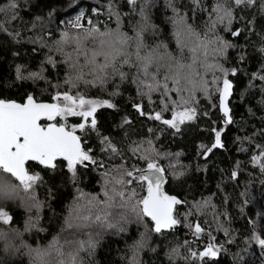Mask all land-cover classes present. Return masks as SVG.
<instances>
[{"label":"trees","instance_id":"trees-1","mask_svg":"<svg viewBox=\"0 0 264 264\" xmlns=\"http://www.w3.org/2000/svg\"><path fill=\"white\" fill-rule=\"evenodd\" d=\"M11 2L0 0V8L6 9L0 12V24L4 26V30H0V99L24 102L28 95H32L40 101H54L53 96L57 92L68 91L63 85L68 68L61 61L55 66L47 62L51 56L45 45L47 43L44 44L34 31L37 18L51 23L46 34L52 41L60 39L61 31L65 29L63 21L73 15L83 14L85 24L87 19H91L102 30L105 26L116 28L115 17L110 19L108 15L109 0H15V9L9 8ZM260 2L257 0L252 7L234 12L236 19L231 27L233 31L241 30V35L232 36L224 31L223 25L216 29L219 36L236 45L229 48L227 58L221 60L225 68L237 70V75L229 76L235 84L230 101L232 124L224 123L223 113L216 107L219 103L217 93H213L211 99L196 93L199 100L197 119L181 125L179 133L160 121L141 116L133 105L140 103L144 112L154 113L162 107L161 94L152 93V103L139 96L137 86L132 83L135 69L125 66L124 71L129 73L127 81L122 83L119 77H115L104 88L84 86L80 89L87 98L109 100L116 105L115 108H98L96 119L99 132L89 131L83 143L85 148L92 149V155L102 161L104 167L92 165L85 169L78 166V179L74 181L67 171L66 162L62 160L57 162L55 170L45 169L37 162H28L30 173L39 172L42 177L34 192L39 207H35L30 214L19 202L0 205L13 216L10 224L0 222V227L17 230L24 243L38 249H47L58 242L57 237L61 235L70 237L69 241L84 242L85 249L79 252L80 264H264V247L253 239V234L264 238V171L259 164L252 162V156L260 152L256 145H264V80L253 78L264 74V52H261L264 48V12L260 10ZM139 3L142 0H138ZM172 3L181 14H186L188 24L201 34L207 31L208 11L193 13L191 0H172ZM215 3L216 0H202V7L210 11ZM114 4L121 13L123 32L129 37L135 36L140 27L139 7L134 11L127 0H114ZM13 15L16 19H12ZM148 16L150 27L143 34V42L148 46L145 51L165 45L166 48L157 51L177 54V25L173 23L174 13L169 7V0H151ZM43 31L44 28H40L38 32L42 34ZM131 50L135 49L132 47ZM241 54L243 60L239 59ZM18 67L25 79L17 78ZM42 70L43 79L27 78L30 73ZM116 91L118 95H111ZM205 112L208 115H204ZM164 118L170 119L171 112H165ZM125 120L130 123H124ZM55 122H62L61 118L58 117ZM81 122L80 117L67 118L69 126ZM214 128L223 129L221 142L224 146L204 155L201 145L212 146ZM149 129L154 131L149 132ZM77 133L83 135L79 130ZM101 137H107L123 155L115 156L102 151ZM148 140L152 141L151 145L146 143ZM150 149L177 159V173L173 175L169 173L170 165L163 157L155 161L165 170L166 191L184 202L177 206L181 223L173 230L158 234L151 231L153 225L149 218L144 223L132 219L123 231L92 225L78 227L79 232L74 235L67 222L73 219V209L86 203L82 199L78 205L80 193L104 200L103 173L121 164L146 168V161L139 157L146 154L152 157ZM234 171L236 178L232 177ZM140 195H146V191L141 190ZM206 200L215 206L214 211L211 205L204 206ZM80 210L83 211V208L80 207ZM190 210L192 215L185 221L182 214ZM217 214L218 219H214ZM30 217H33L35 226L37 221L38 226L26 232ZM73 222L76 221L73 219ZM188 222L201 223L205 233L200 238L194 237L185 226ZM220 225L228 230V235ZM144 235L147 244L136 251L135 246ZM212 236L216 244L223 245L216 258H207L204 262L184 259L189 256V247L199 252ZM90 238L95 240V247L89 251L86 244ZM185 241L189 243L185 244ZM173 249H178V254ZM61 250L64 251L62 247ZM33 255L31 258L23 248L15 258L0 252V264H43L42 257L36 253Z\"/></svg>","mask_w":264,"mask_h":264},{"label":"snow or ice","instance_id":"snow-or-ice-1","mask_svg":"<svg viewBox=\"0 0 264 264\" xmlns=\"http://www.w3.org/2000/svg\"><path fill=\"white\" fill-rule=\"evenodd\" d=\"M127 2L134 11L139 7L140 27L133 37L121 31V13L117 11L114 0L108 2V15L110 19L115 17V29H108L105 26L102 30L91 19L87 20L86 24L82 23L83 14L66 22L75 31L62 30L56 51L63 53L64 46H71L72 51L67 54L63 63L67 64L70 70L77 75L75 79L69 76L64 83L73 88L77 87L79 82L104 88L115 77H119L123 83L129 79V73L124 71L126 66L129 69H135L132 83L137 86L139 96L146 97L149 103H152V93L161 94L162 107L154 113L144 112L140 103L133 105L141 116L160 121L179 133L181 125L197 119L199 100L196 93L203 94L207 99H211L212 94L217 93L219 103L216 107L223 113L224 123L232 124L229 98L233 94L235 84L229 76L237 75V70L225 68L221 60L226 59L227 50L235 48L236 45L219 36L216 29L219 25H223L224 31L230 32L232 36L241 35V30L233 31L231 27L236 19L234 12L237 9L252 7L257 0H216L210 11L202 7V0H191L193 13L208 11L207 31L203 34L198 32L193 25L188 24L186 14H181L172 0H169V7L174 13L173 23L178 25L175 35L180 54L176 56L166 52L164 55H159L157 50L162 47L166 48L165 45H157L156 49L150 52L145 51L142 54V51L148 47L143 42V34L150 27L148 9L151 0H142L139 5L138 0H127ZM16 7L15 0H12L9 8L15 9ZM260 10L264 12V0L260 2ZM4 11L6 9L0 8V12ZM12 19H16V16L13 15ZM0 30H4L3 24H0ZM185 34L188 37L187 40L183 38ZM133 45L135 46L134 51L131 50ZM185 49H188L190 54L188 57L184 55ZM73 52L75 59H73ZM261 52H264V48H261ZM239 59H244L243 54ZM47 62L53 66L56 65V61L51 56L48 57ZM162 69L163 76L161 77ZM42 72L43 70L40 73H30L27 78L43 79ZM209 74H211V80L206 79ZM89 76L91 79H86ZM17 78H26L20 67L17 68ZM253 78L264 80V74H257ZM116 87L118 89L119 85ZM172 93H176L179 99H172ZM118 94V91L111 93V95ZM53 100L56 102L38 103L32 95H28L27 102L20 104L0 99V174L9 178L13 184L19 185L24 193H31L29 197L32 200L31 206L35 207H39L34 196L35 185L42 180V177L39 172L30 173L26 164L37 162L45 169L55 170L58 168L57 162L62 160L66 162L67 171L74 181L78 179V166L85 169L92 165L104 167L103 162L98 161L92 155V149L85 148L83 143L89 131L99 132L96 119L98 108L116 107L109 100L87 98L80 92H57ZM165 112H171L170 119L164 118ZM203 114L208 115L207 112ZM69 116L80 117L83 122L69 126L67 123ZM58 117L62 122L52 123ZM89 118H91L90 122ZM42 120L49 121V123L42 124ZM124 123L127 124L130 121L125 120ZM78 130L83 135H77ZM152 131L154 130L149 129V132ZM222 131L223 129H213L215 141L211 147L201 145L204 150L202 154L207 155L214 148L224 146L221 142ZM100 142L102 151L115 156L123 155L107 137H101ZM146 143L151 145L152 141L148 140ZM256 148L260 149V152L252 156V162L259 164L261 170L264 171V145L257 144ZM130 150L136 151L135 149ZM150 151L155 156L161 155L155 149H150ZM139 159L146 161V168H139L136 165L125 167L121 164L103 173L105 178L104 200H99L94 196L85 197L81 192L77 197V203L79 205L82 199L86 201L80 206L83 211L80 207L74 208L71 215L76 222L70 219L67 226L82 228L97 225L100 228H118L123 231L130 220L134 219L136 222L144 223L145 219L149 218L153 225L151 231L159 234L173 230L179 225L181 214L178 213L177 206L184 202L162 190L164 183L162 174L165 170L147 154L140 156ZM236 176L237 173L234 171L232 177L236 178ZM134 182L135 186H133ZM141 190H145L146 195H140ZM203 203L204 206L211 205L210 200ZM211 207L214 211L215 206L211 205ZM182 215L187 221L192 211ZM214 219H218V214L214 215ZM12 220L13 216L5 208H0V222L8 225ZM29 226L35 227V224L30 220ZM185 226L196 238L206 231L199 222L195 224L188 222ZM220 228L225 235L229 234L222 225ZM253 239L264 247V238L253 234ZM214 240L215 237L212 236L211 241ZM211 241L199 252L189 247V256L184 259L204 262L207 258H216L223 249V245L217 247ZM188 243L185 241V244ZM146 244L147 238L144 235L137 242L136 251L144 248ZM65 245L66 250L64 251L61 250L62 246L56 242L49 245L47 249H32L29 255L36 253L37 256L43 258V264H80L79 252L85 249V243L65 241ZM86 247L89 251L93 249L95 240L90 238ZM173 252L178 254V249H173Z\"/></svg>","mask_w":264,"mask_h":264},{"label":"rangeland","instance_id":"rangeland-1","mask_svg":"<svg viewBox=\"0 0 264 264\" xmlns=\"http://www.w3.org/2000/svg\"><path fill=\"white\" fill-rule=\"evenodd\" d=\"M69 20H72V18L71 19H69ZM69 20H67V21H69ZM67 21H65V24H64V27H65V29H67L69 32H74L75 30L74 29H72L71 28V26L70 25H67L66 24V22ZM50 25H51V23L49 22V21H46V19H44V18H41V20H37L36 22H35V24H34V31H35V34L37 35V37L42 41V42H44V44L45 43H47V44H45L47 47H48V49H49V52H50V54H51V57L53 58V60H55L56 62H58V61H61V62H63L64 60H65V58H66V56H67V54L69 53V52H71L72 51V48H71V46H64V51H63V53H60V52H57L56 51V49H57V47H58V45H57V41L58 40H60V39H56V40H50L49 38H48V36H47V34H46V29H47V27H50ZM40 28H44V31L42 32V34H40L38 31H39V29ZM177 28H178V25H177ZM64 29V30H65ZM115 29V28H114ZM121 31L123 32V30H122V28H121ZM181 31H183L182 29H181ZM62 32V31H61ZM43 36L44 37H46L49 41L47 42L44 38H43ZM60 38H61V36H60ZM185 40H187L188 39V37H187V35L185 34L184 35V37H183ZM178 42V41H177ZM134 49H135V46L133 45L132 46ZM179 49V48H178ZM145 50H143L142 52H144ZM147 52H150V51H147ZM165 52L166 53H169V54H171V55H173V56H176V55H179L180 54V50H179V52L177 53V54H173V53H170V52H167L166 50H160V51H157V53L159 54V55H164L165 54ZM72 55H73V59H75V53L73 52L72 53ZM184 55H185V57H188L190 54H189V52H188V49H185L184 50ZM165 60H167V58H165ZM82 62V61H81ZM65 64V63H64ZM66 66H67V68H68V74H67V76L65 77V79L66 78H68L69 76H71L73 79H75V76L77 75V73H75V72H72L71 70H70V68H69V66L67 65V64H65ZM219 74V73H218ZM163 76V69L161 70V77ZM211 74H209V75H207V77H206V79H208V80H211ZM65 79H64V81H65ZM86 79H91V77L89 76V77H86ZM64 81H63V85H64V88H67L68 89V91H70V92H72V93H75V92H80L81 93V91H80V89L82 88V87H84V86H90V85H86V84H84L83 82H79L78 83V85H77V87H75V88H73L71 85H69V84H65L64 83ZM185 95H187V93H185ZM171 96H172V99H179V97L177 96V94L176 93H172L171 94ZM56 102V101H55ZM161 156V158L163 159V160H165V163L167 164V162H168V166H169V173L170 174H176L177 173V171H176V168H177V166H178V162H177V159H176V157L175 156H173V155H163V154H161L160 155ZM160 156H155L154 154L152 155V159H154V160H159V159H161L160 158ZM24 207L26 208V210H27V213L29 212L30 214H33V209L35 208V206H25L24 205ZM32 221V222H34L33 221V217H30L29 218V221ZM38 225H37V221H36V226H35V228L37 227ZM31 228H34V227H30L29 226V222H28V220H27V224H26V232H29L30 231V229ZM69 230H71L72 232H74V235H76L78 232H79V228L78 227H75V228H72V227H70L69 228ZM69 238L70 237H68V236H64V235H61V236H59V237H57V241H58V243L60 244V246H62V248L64 249V250H66V245H65V241H69ZM21 248H23L25 251H27L28 253H29V251L30 250H32V249H38L37 247H31V246H29V245H27L26 243H24L22 246H21ZM33 254H35V253H33ZM30 255V257L32 258V257H34V255Z\"/></svg>","mask_w":264,"mask_h":264},{"label":"clouds","instance_id":"clouds-1","mask_svg":"<svg viewBox=\"0 0 264 264\" xmlns=\"http://www.w3.org/2000/svg\"><path fill=\"white\" fill-rule=\"evenodd\" d=\"M31 193H24L19 185H15L6 176L0 174V205L19 202L21 205L31 206L32 200L29 198ZM17 230L7 226L0 227V252L9 258H15L24 242L21 240Z\"/></svg>","mask_w":264,"mask_h":264},{"label":"water","instance_id":"water-1","mask_svg":"<svg viewBox=\"0 0 264 264\" xmlns=\"http://www.w3.org/2000/svg\"><path fill=\"white\" fill-rule=\"evenodd\" d=\"M231 80V79H230ZM233 93H234V90H233ZM232 96H233V94H232ZM232 96L229 98V101H231V98H232ZM33 98H34V100L36 101V102H38V103H54L55 101H40V100H37L34 96H33ZM3 100H5V101H15V102H17V103H20V104H24V103H26L27 102V98L25 99V101L24 102H19V101H16V100H14V99H3ZM229 107H230V102H229ZM231 108V107H230ZM44 120H42L41 121V123L42 124H47V123H49V122H47V123H44L43 122ZM52 123H57V122H55V121H52ZM77 135H79L78 133H76ZM26 168H28V163L26 164ZM30 172V171H29ZM163 175V177H164V183H163V185H162V190L166 193V194H168V195H171V196H174V195H172V194H170V193H168L167 191H166V189H165V176H164V173L162 174ZM176 197V196H175ZM178 226V225H177ZM176 226V227H177ZM202 236V234L199 236V238ZM212 243H214V244H216L214 241H211ZM217 245V247H219L220 245H218V244H216ZM222 251V250H221ZM220 251V252H221Z\"/></svg>","mask_w":264,"mask_h":264},{"label":"built area","instance_id":"built-area-1","mask_svg":"<svg viewBox=\"0 0 264 264\" xmlns=\"http://www.w3.org/2000/svg\"><path fill=\"white\" fill-rule=\"evenodd\" d=\"M76 16H77V15H73V16H70V17L66 18V19L63 21V25L65 24V21H67V20H69V19H71V18L74 19ZM87 20H89V19H87ZM81 22L84 23V22H83V19L81 20Z\"/></svg>","mask_w":264,"mask_h":264}]
</instances>
